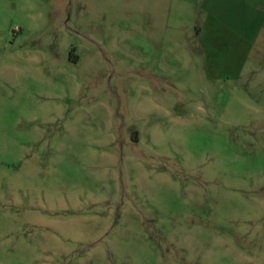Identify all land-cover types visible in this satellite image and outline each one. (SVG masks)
I'll use <instances>...</instances> for the list:
<instances>
[{"label": "rangeland", "instance_id": "1", "mask_svg": "<svg viewBox=\"0 0 264 264\" xmlns=\"http://www.w3.org/2000/svg\"><path fill=\"white\" fill-rule=\"evenodd\" d=\"M229 5L0 0V264H264V35Z\"/></svg>", "mask_w": 264, "mask_h": 264}, {"label": "crops", "instance_id": "2", "mask_svg": "<svg viewBox=\"0 0 264 264\" xmlns=\"http://www.w3.org/2000/svg\"><path fill=\"white\" fill-rule=\"evenodd\" d=\"M220 2H227L229 5L227 14H232L231 8H234V17L245 24V28L257 31V36L264 35V0H217ZM231 7V8H230ZM213 12L216 13V7H211ZM210 15H213L209 12ZM253 42V46L256 45Z\"/></svg>", "mask_w": 264, "mask_h": 264}]
</instances>
